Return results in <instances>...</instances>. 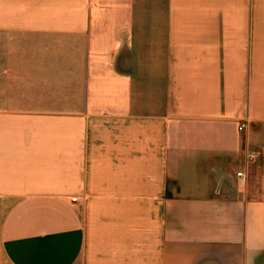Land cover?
Listing matches in <instances>:
<instances>
[{
  "label": "crops",
  "instance_id": "1",
  "mask_svg": "<svg viewBox=\"0 0 264 264\" xmlns=\"http://www.w3.org/2000/svg\"><path fill=\"white\" fill-rule=\"evenodd\" d=\"M0 264H264V0H0Z\"/></svg>",
  "mask_w": 264,
  "mask_h": 264
},
{
  "label": "built area",
  "instance_id": "2",
  "mask_svg": "<svg viewBox=\"0 0 264 264\" xmlns=\"http://www.w3.org/2000/svg\"><path fill=\"white\" fill-rule=\"evenodd\" d=\"M243 126H244V124H240L239 129H242ZM247 157L249 160H254L255 159V151L253 149H250L247 153ZM237 175L241 176V172H238ZM71 199H75V198L73 197Z\"/></svg>",
  "mask_w": 264,
  "mask_h": 264
}]
</instances>
